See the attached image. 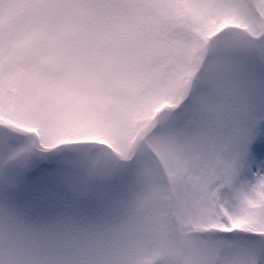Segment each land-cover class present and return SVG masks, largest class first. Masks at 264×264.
<instances>
[{"label": "snow or ice", "instance_id": "6c2138e0", "mask_svg": "<svg viewBox=\"0 0 264 264\" xmlns=\"http://www.w3.org/2000/svg\"><path fill=\"white\" fill-rule=\"evenodd\" d=\"M0 264H264V0H0Z\"/></svg>", "mask_w": 264, "mask_h": 264}]
</instances>
